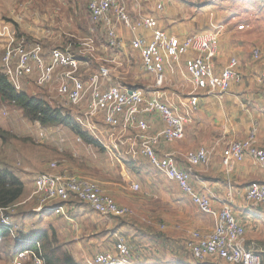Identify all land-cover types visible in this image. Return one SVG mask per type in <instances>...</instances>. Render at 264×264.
<instances>
[{
	"label": "built area",
	"instance_id": "built-area-1",
	"mask_svg": "<svg viewBox=\"0 0 264 264\" xmlns=\"http://www.w3.org/2000/svg\"><path fill=\"white\" fill-rule=\"evenodd\" d=\"M162 9L157 4L154 12L133 21L124 0H89L90 19L102 24L105 34L97 45L89 37L74 48L69 44L47 47L39 39L23 36L12 23L0 20V74L15 91L27 93L48 105L52 112L71 119L108 152L132 160L145 158L161 175L173 181L200 213L211 217L213 229L209 233L193 229L184 240L186 251L195 261L262 264L259 252L252 245L247 246L245 227L230 207L224 204L215 208L208 195L196 191L191 183L192 169L209 161L208 149L199 146L187 151L183 155L186 168L178 166L175 152L159 151L162 144L184 138L202 93L222 95L241 79L236 57H230L221 67L217 63L220 25L180 36L163 28ZM119 26L129 31L126 41ZM243 29V25L237 26V30ZM100 43L103 51L110 53L107 55L110 61L129 64L132 54L121 51L127 45L138 55L142 75L151 76V80L142 85L123 86L111 79L105 66L89 72L91 57ZM252 57L260 59L258 48L252 49ZM257 83L264 91V69L260 70ZM66 105L71 108L70 114L61 109ZM39 135L43 137V130ZM256 136L254 124L245 138L224 145L222 165L227 173L248 157L264 170V147L257 145ZM33 186L26 200L0 208V229L14 241L29 242L20 235L16 213L17 207L33 199L31 212H50L68 221H73V215L82 206L102 218L123 219L132 214L130 207L118 205L99 182L74 170L59 169L56 162H50L44 171L34 175ZM130 188L137 191L139 186L131 181ZM244 196L247 202L264 210V183L251 181ZM147 222L161 232L182 229L179 223H166L158 217ZM113 234L116 238L113 249L98 251L85 258L83 264H143L138 259L141 252L132 249L124 233L116 230ZM33 244L35 249L17 251L7 264H45L41 244L38 241Z\"/></svg>",
	"mask_w": 264,
	"mask_h": 264
},
{
	"label": "rangeland",
	"instance_id": "rangeland-1",
	"mask_svg": "<svg viewBox=\"0 0 264 264\" xmlns=\"http://www.w3.org/2000/svg\"><path fill=\"white\" fill-rule=\"evenodd\" d=\"M173 1L179 5H184L185 2V0ZM208 1L199 0L196 4L202 5L201 8L199 7L200 9L197 10L194 8L192 11L198 12L206 7L208 12L212 11L214 19L217 21L227 20L230 24L233 22L236 28L238 24H244L243 19L256 18L258 20H253L254 26L257 29H264V0H210L211 7H209ZM88 2L89 0H0V20L12 19V21H16V27L23 36L28 39H39L47 47H60L69 44L74 48L77 43L89 37L93 38L94 44L97 45L104 37L105 31L102 24L95 23L90 19L87 10ZM124 2L128 16L133 21L140 16L154 12L157 4L163 6V0H139V3L134 0H124ZM198 13H200L198 18L201 23V32L209 30L208 25H206L207 27L204 25V20L208 15ZM76 29L80 30L82 35L75 34L78 32ZM246 29L248 28L245 26ZM255 37V40L264 41L262 40L264 33H257ZM252 44L253 42L250 41L248 47L253 48ZM128 52L133 57L130 63L126 64L124 61H110L107 57L110 53L107 51H95L89 63V72L95 71L99 66H105L109 69L113 81L123 86L142 85L144 82L141 80L142 71L139 68V57L131 51ZM97 57H102V59L94 60ZM61 109L65 114L71 113V108L67 105L61 106ZM42 130L43 137L39 135ZM0 132L4 133L3 136L0 135V168L10 171L27 187L29 184L32 185L36 173L44 171L50 162H56L59 169L74 170L99 182L103 190L118 205L130 207L132 210L130 217L113 219L99 217L84 208L73 215V222H67L60 216L51 218L54 214L50 212H31L35 203L33 199L26 204H21L25 208L19 210L17 207L16 220L19 223L20 232L28 234L54 227L57 230L58 239L62 243L67 242L72 250L73 244L70 240H74V236L77 234L76 230L79 229V231H83L85 237L90 236L84 239L91 241L89 244L91 249L87 247V250L98 252L101 251L100 243L104 244L103 248L114 244L116 238L113 231L118 230L124 233L127 243L132 246L135 252L146 250L167 259L165 263L159 261L160 264H183L174 261V256H167L166 253H173L170 250L172 245L177 250L180 248L181 252L186 251L184 249L185 238H178V234L161 236L162 232L152 225L153 223L147 222L151 217L156 221L157 215H162L163 218H176L177 211L173 200L175 199L173 194L177 192L176 184L161 175L145 158L139 157L132 160L124 156L119 157L105 149L103 151L96 150L83 141H78V137L68 127L39 126L36 122L27 120L16 107L1 103ZM131 181L138 184L137 191L130 188ZM27 187L24 189L25 193L20 202L26 200L32 192H29ZM183 208L190 210L187 206H183ZM173 220L181 222L177 218ZM99 226L101 230L97 231ZM251 227L254 233L263 234L260 241L264 242V228L256 230L254 224ZM78 236L79 238L82 236L81 232ZM163 240H166L165 243L168 244V247H162ZM7 241L14 245V252L19 251L23 245L32 242L14 241L10 235ZM94 245L95 247H93ZM157 246H159L158 250H156ZM162 249L166 250V253L159 252ZM104 250L102 249V251ZM12 256L14 257V255L1 253L0 264L9 263Z\"/></svg>",
	"mask_w": 264,
	"mask_h": 264
},
{
	"label": "crops",
	"instance_id": "crops-1",
	"mask_svg": "<svg viewBox=\"0 0 264 264\" xmlns=\"http://www.w3.org/2000/svg\"><path fill=\"white\" fill-rule=\"evenodd\" d=\"M198 2L199 0H185L184 5H179L173 0H163L164 7L161 11V25L170 33L185 36L191 33L201 32V23L198 18L200 13L198 12L207 14L208 17L204 20L205 26L208 25L209 29L213 25L221 26L220 44L217 55L219 67L224 66L230 57H236L239 61L241 79L238 82L232 83L230 89L222 95L202 93L198 108L192 115L191 123L186 128L184 138L181 141L168 145L162 144L159 151L162 153L175 152V159L178 166L180 168H186L187 164L183 155L187 151L199 146H204L208 149L210 152L209 161L192 169L191 183L196 191L208 195L215 208L218 209L224 204L230 207L233 215L245 227L247 246L252 245L259 252L263 264L264 242L260 241L263 234L254 233L251 230V225L254 224L256 230L264 228V210L258 205L247 202L244 195L245 189L251 181L264 183V170L255 165L252 159L248 157L244 161L235 164L232 171L227 173L222 165V149L229 141L245 138L254 124L257 126V145L264 147V91L262 86L257 83L258 74L260 70L264 69V41L255 40L256 34L264 33V29H257L254 24V27H252L246 22L242 25H245L248 29L245 30L244 26L243 30H237L233 22L230 24L227 20L217 21L214 19L213 13H211L212 11L208 12V9H205L206 7L198 10V12L192 11L194 8L197 10L202 6L196 4ZM208 2L210 3L209 7H211L210 0ZM174 10L178 11L174 12ZM118 30L123 40L126 41L130 35L129 31L123 26H119ZM76 31L78 32L75 34L80 33L82 35L80 30L76 29ZM250 41L253 42V48L256 47L260 50L261 57L259 60H254L252 57V47H248ZM96 51H103L101 43L97 46ZM121 51L133 50H130L125 45ZM149 78H151L149 75L141 76L143 82H148L150 80ZM28 186L25 185L29 189V192H31L33 190V183ZM175 187L177 192L173 194L175 195V199L173 200L176 206L175 210L177 211L176 218L181 222L172 221V219L176 218L170 217H164L165 220L162 215H157V217L166 223H179L182 229L173 230L169 228L166 232L163 231L161 236L178 234V238L181 237L184 239L187 237L188 232L193 229L209 233L213 229V219L200 213L179 190L178 186L175 185ZM183 206L189 207L190 210L183 208ZM84 208L94 213L87 206H82L81 210ZM52 217L55 218V216ZM98 230H101L100 226L97 227ZM80 232L82 236L79 238L78 235H80ZM76 233L77 240H70L73 244L72 250L67 242L63 243L62 247L71 253L73 259L78 264H83L85 258L92 256L96 252L87 250V247L91 249V246H89L91 241L90 239H84L90 236L85 237L83 231H79V229L76 230ZM165 241H162L164 244L162 246L163 248L168 247ZM159 246L156 247V250L159 249ZM100 247L101 251L102 249H105V251L113 249V245L108 248H103L104 244L102 245L101 243ZM179 249L177 250L172 245V249H170L173 251L172 254L166 253V250L163 249L159 252L164 251L167 256L173 255L174 261L178 263L190 264L196 262L197 264H208L195 261L191 254L186 251L181 252ZM153 251L155 250L153 249ZM138 259L143 264H160L159 261L165 263L167 260L154 252L150 253L146 250H141Z\"/></svg>",
	"mask_w": 264,
	"mask_h": 264
},
{
	"label": "trees",
	"instance_id": "trees-1",
	"mask_svg": "<svg viewBox=\"0 0 264 264\" xmlns=\"http://www.w3.org/2000/svg\"><path fill=\"white\" fill-rule=\"evenodd\" d=\"M253 20L256 19L252 17L243 19L244 24L247 22L252 27L254 24ZM3 21L17 26L16 21H12V19H3ZM0 103L16 107L27 120L37 121L42 126L68 127L72 133L80 136L85 144L91 145L96 150L103 151L102 146L96 139L83 131L71 119L62 117L58 112H52L48 105L27 93L15 91L2 74H0ZM0 135L3 136L4 133L0 132ZM24 189L25 185L18 177L6 169L0 168V208L22 201V196L25 193ZM23 208H25L24 205L19 206V210ZM20 233L28 241H38L41 244L45 264H78L71 253L62 247L63 243L58 239L54 227H48L28 234ZM8 237V232L0 229V254L15 255L14 245L7 241ZM32 242L23 245L20 250L26 248L35 249V245Z\"/></svg>",
	"mask_w": 264,
	"mask_h": 264
}]
</instances>
